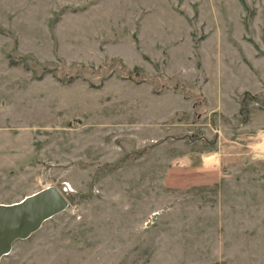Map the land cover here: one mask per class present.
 Here are the masks:
<instances>
[{
  "label": "rangeland",
  "instance_id": "obj_1",
  "mask_svg": "<svg viewBox=\"0 0 264 264\" xmlns=\"http://www.w3.org/2000/svg\"><path fill=\"white\" fill-rule=\"evenodd\" d=\"M52 187L0 264H264V0H0V205Z\"/></svg>",
  "mask_w": 264,
  "mask_h": 264
},
{
  "label": "water",
  "instance_id": "obj_2",
  "mask_svg": "<svg viewBox=\"0 0 264 264\" xmlns=\"http://www.w3.org/2000/svg\"><path fill=\"white\" fill-rule=\"evenodd\" d=\"M67 198L56 188H47L21 202L0 205V261L15 242L29 239L43 224L67 210Z\"/></svg>",
  "mask_w": 264,
  "mask_h": 264
},
{
  "label": "crops",
  "instance_id": "obj_3",
  "mask_svg": "<svg viewBox=\"0 0 264 264\" xmlns=\"http://www.w3.org/2000/svg\"><path fill=\"white\" fill-rule=\"evenodd\" d=\"M200 159H202L201 160L202 162H201V164H199V167H200V169L204 170V168H206V166H207V161H205L204 157H201ZM208 165L212 166V164H208ZM214 166H217V164L215 163ZM215 168H217V167H215Z\"/></svg>",
  "mask_w": 264,
  "mask_h": 264
}]
</instances>
